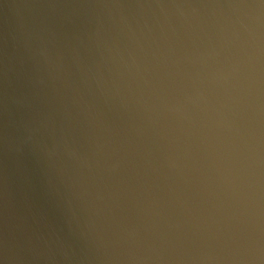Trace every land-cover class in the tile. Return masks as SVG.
<instances>
[{
  "label": "water",
  "instance_id": "obj_1",
  "mask_svg": "<svg viewBox=\"0 0 264 264\" xmlns=\"http://www.w3.org/2000/svg\"><path fill=\"white\" fill-rule=\"evenodd\" d=\"M0 264H264V0H0Z\"/></svg>",
  "mask_w": 264,
  "mask_h": 264
}]
</instances>
